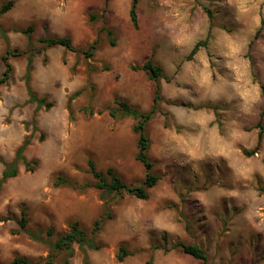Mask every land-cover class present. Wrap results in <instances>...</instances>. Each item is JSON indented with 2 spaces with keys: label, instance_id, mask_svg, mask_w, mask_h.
<instances>
[{
  "label": "rangeland",
  "instance_id": "374dc122",
  "mask_svg": "<svg viewBox=\"0 0 264 264\" xmlns=\"http://www.w3.org/2000/svg\"><path fill=\"white\" fill-rule=\"evenodd\" d=\"M10 1L13 9L0 17V77L8 51L13 66L11 80L0 85V159L12 164L26 143L29 166L19 161L18 176L0 190V264L48 261V245L16 234L19 225L8 220L22 211L29 230L52 228V241L75 223L91 236L94 223L111 216L95 238L101 249L88 251L90 264H264V140L255 155L244 154L257 146L264 112V0H139L138 30L131 0H0V10ZM92 15L100 18L90 22ZM31 26L30 42L22 31ZM66 36L78 49L98 41L94 57L40 43ZM199 43L206 45L191 57ZM152 55L166 76L147 127L161 180L146 201L82 190L98 183L90 161L130 186L145 181L136 122L121 118L115 100L151 110L156 85L131 67ZM30 58L31 88L51 109L31 101ZM5 169L0 162V180ZM178 243L202 247L208 260L173 248ZM121 246L131 253L123 262ZM75 252L70 264H84L78 245ZM64 258L56 254L54 264Z\"/></svg>",
  "mask_w": 264,
  "mask_h": 264
},
{
  "label": "trees",
  "instance_id": "16d2710c",
  "mask_svg": "<svg viewBox=\"0 0 264 264\" xmlns=\"http://www.w3.org/2000/svg\"><path fill=\"white\" fill-rule=\"evenodd\" d=\"M107 3H109V0H107ZM15 5L14 1H10L6 4L2 5V9L0 10V17L9 11L13 9ZM138 6H139V0H131V8L129 12L130 20L132 25L135 29H139V14H138ZM100 16L98 15H92L90 17V22H94L98 20ZM34 31V27L31 26L27 30L22 31L24 35L28 37V39L31 42V33ZM104 31L107 32L108 36L110 38L113 37L114 32L111 29L104 28ZM259 33H257L256 38L259 36ZM2 35L4 39H6L5 33L2 32ZM111 45L115 46L116 41L115 39L110 40ZM40 43L44 44L48 48L52 47H63L68 51L82 54L87 59H91L94 57V53L97 50L98 41L94 42L88 50L85 49H78L74 46L73 40L66 36V37H53V38H42L40 39ZM202 45H206V43H199L196 45L194 50L192 51L191 57L195 56L199 50V48ZM11 52L8 51L6 56L2 58L3 62L5 63V72L2 77H0V85L8 83L12 78V72H13V66L10 63V56ZM108 70V68H105ZM131 69L135 72H145L151 82H153L156 85V91L154 95L153 100V106L151 110L147 113H143L137 108L132 107L130 104H128L125 101L116 99L115 104L118 105L120 108V111L122 113L121 118L131 117L135 120L136 124L133 127V131L135 134L138 135V153L136 155L137 161H139L141 164H143L145 171H146V179L140 185L139 187H134L126 184L114 171V169L110 168L107 170L106 173L98 172L96 169V166L93 161L89 162V167L91 169V174L93 177L98 180V183L93 184H87L82 190H85L86 188L94 187L96 189L102 190L106 193H126L128 195L134 196L140 200H148L150 198L149 191L152 190L157 186L159 181L161 180L160 176H157L153 173L154 169V163L149 158V151L151 148V140L147 134V127L150 121H152L160 109V103L162 101V94H161V88H160V80L166 78L164 74V70L161 66L155 63L154 56L152 55L150 59H148L143 65H135L132 66ZM92 70L95 71L94 68ZM34 71L33 66V60L32 58L29 59V64L27 68V72L25 75V83L28 88L29 96L31 98V101L38 104L39 110L43 107H46L47 109H51L53 107V104H47L46 98H39L38 95L33 92L31 88V81H32V73ZM264 90V88H263ZM82 92L76 93V96H80ZM99 115H102L103 112H99ZM110 116L113 119H118V114L114 110L110 109ZM264 112L261 115L260 121L256 125L257 129H260L259 135H258V143L256 148L252 152L244 151V154L246 156H253L255 155L261 148L263 140H264ZM35 126L37 127V124L35 123ZM27 144L25 143L23 146H21L17 153L16 158L12 164L5 163L4 160L0 159L1 163H4L6 169L3 173L2 179L0 180V190L3 187V185L10 179H13L18 176V168L17 163L19 161H23L26 166H29V163L24 158V152L26 149ZM61 182L58 185H67L69 187H74L73 184H71L69 181L66 180H60ZM112 219L111 216L103 215L101 216L93 225V229L91 231V236L89 233L83 229L78 223L71 224L69 226V231L60 235L56 241H52V238L54 237V230L52 228L41 231L38 230L37 232L31 231L28 229L29 226V220L27 217L26 211H22L21 218L18 219L16 217L10 218L8 220L15 221L19 227L20 230L16 232V234H27L31 239L35 241H39L42 243H45L49 247L50 255L48 258V261L46 264H54L55 263V255L56 254H65L64 260L61 262V264H70V260L74 258L75 256V246L78 245L80 251L82 252L84 258L83 263L84 264H90L89 262V256L88 251H99L101 249V246L97 244L95 238L99 235V233L102 231L104 224L107 220ZM173 248H181L182 251L186 254L191 256L192 258L206 262L208 260L207 253L204 251V249L198 245H188L184 243H178L174 245ZM165 252L170 251L169 248H164ZM131 256V253L128 252V250L121 246L119 248V253L117 256L118 261L123 262L127 257ZM43 262V261H42ZM42 262H32L27 258L24 257H15L13 261L10 264H42Z\"/></svg>",
  "mask_w": 264,
  "mask_h": 264
}]
</instances>
